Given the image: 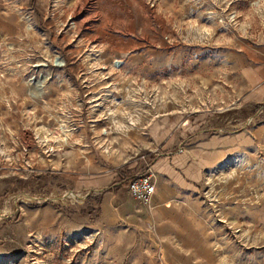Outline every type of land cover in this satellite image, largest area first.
<instances>
[{"label": "rangeland", "instance_id": "obj_1", "mask_svg": "<svg viewBox=\"0 0 264 264\" xmlns=\"http://www.w3.org/2000/svg\"><path fill=\"white\" fill-rule=\"evenodd\" d=\"M0 213V264H264V0H0Z\"/></svg>", "mask_w": 264, "mask_h": 264}, {"label": "built area", "instance_id": "obj_2", "mask_svg": "<svg viewBox=\"0 0 264 264\" xmlns=\"http://www.w3.org/2000/svg\"><path fill=\"white\" fill-rule=\"evenodd\" d=\"M128 189L135 199L148 202L155 192V184L150 175L134 176L128 183Z\"/></svg>", "mask_w": 264, "mask_h": 264}, {"label": "water", "instance_id": "obj_3", "mask_svg": "<svg viewBox=\"0 0 264 264\" xmlns=\"http://www.w3.org/2000/svg\"><path fill=\"white\" fill-rule=\"evenodd\" d=\"M35 81L38 82V80H36V79H35ZM245 124H246V123H245ZM245 124H244V125H245ZM207 130H210V131H218V130H220V129H219V128L205 129V130H201V132H205V131H207ZM227 132H229V130H228ZM164 155H165V154H164ZM105 190H107V188H103V189L100 190V191H97V190H95V191H96V193L98 194V193H103ZM90 192H91V190L85 192V194H82V195H81V194H78V196H80V197L83 198V199H87L88 196L90 195ZM21 195H25V196H27L29 199H31V200H33V201H36V202H38V203L47 202V201H50V200H52V199H63V198L66 197V196H58V197H54V198H49V197L37 198V197H35V196L31 195V194H28V193H21ZM3 217H5V216H3ZM7 217H8V216H7Z\"/></svg>", "mask_w": 264, "mask_h": 264}, {"label": "trees", "instance_id": "obj_4", "mask_svg": "<svg viewBox=\"0 0 264 264\" xmlns=\"http://www.w3.org/2000/svg\"><path fill=\"white\" fill-rule=\"evenodd\" d=\"M259 106V105H258ZM134 177V175H131L130 177L126 178V179H123L122 180V183L121 185L119 186H128V183L129 181ZM118 186L114 187V188H117ZM105 191H110V189H107ZM102 198H103V195L102 193H99V194H92V195H89L88 196V201L90 200H94L98 205H100L102 203Z\"/></svg>", "mask_w": 264, "mask_h": 264}, {"label": "bare ground", "instance_id": "obj_5", "mask_svg": "<svg viewBox=\"0 0 264 264\" xmlns=\"http://www.w3.org/2000/svg\"><path fill=\"white\" fill-rule=\"evenodd\" d=\"M3 214L2 213H0V217L2 216Z\"/></svg>", "mask_w": 264, "mask_h": 264}]
</instances>
